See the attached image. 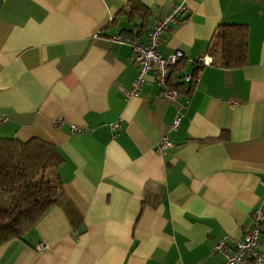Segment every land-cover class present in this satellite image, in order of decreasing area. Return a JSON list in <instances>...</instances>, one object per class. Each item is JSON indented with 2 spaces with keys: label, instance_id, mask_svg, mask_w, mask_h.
Segmentation results:
<instances>
[{
  "label": "crops",
  "instance_id": "crops-1",
  "mask_svg": "<svg viewBox=\"0 0 264 264\" xmlns=\"http://www.w3.org/2000/svg\"><path fill=\"white\" fill-rule=\"evenodd\" d=\"M127 1L0 0V137L55 145L62 188L28 233L0 243V264H218L214 244L231 246L264 211V0H138L144 13ZM179 3L158 51L183 52L170 71L188 91L165 99L149 73L125 99L137 65L113 37L144 43ZM221 22L246 25L239 68L207 55ZM164 135L172 145L157 153Z\"/></svg>",
  "mask_w": 264,
  "mask_h": 264
},
{
  "label": "trees",
  "instance_id": "trees-1",
  "mask_svg": "<svg viewBox=\"0 0 264 264\" xmlns=\"http://www.w3.org/2000/svg\"><path fill=\"white\" fill-rule=\"evenodd\" d=\"M123 9L144 13L147 7L138 0H128ZM246 29L239 23L221 22L216 26L206 49L212 65L239 68L245 63ZM168 84L179 94L188 91V84L172 78L171 71ZM60 161L56 146L41 138L23 141L0 137V195L9 199L8 203L0 201V243L22 238L57 201L62 188L53 169Z\"/></svg>",
  "mask_w": 264,
  "mask_h": 264
},
{
  "label": "built area",
  "instance_id": "built-area-1",
  "mask_svg": "<svg viewBox=\"0 0 264 264\" xmlns=\"http://www.w3.org/2000/svg\"><path fill=\"white\" fill-rule=\"evenodd\" d=\"M185 10L183 3L172 6L169 10L159 15L146 35V41L139 43L124 34L113 37L120 43H126L131 46L132 58L137 65V72L130 88L123 91L125 99L136 96L138 91L149 73L155 83L160 87L161 96L170 101L179 97V92L169 87L168 75L172 67L183 59L184 54L180 50H175L170 55H162L158 51V45L163 32L170 24H176ZM197 63L208 64L206 57H198ZM198 70L193 74H185V81H191L196 78ZM179 117L175 116L171 125V130L177 128ZM109 130L115 135L120 128V121L116 120L109 124ZM172 145L167 135L161 137L156 145L155 152L161 153L165 148ZM38 250L47 249L44 242H38ZM221 252L224 259L218 264H264V211L258 208L252 213V225L244 236L232 242L231 246L226 245L224 237L216 242L211 249L210 254ZM194 264H201L196 262Z\"/></svg>",
  "mask_w": 264,
  "mask_h": 264
},
{
  "label": "rangeland",
  "instance_id": "rangeland-1",
  "mask_svg": "<svg viewBox=\"0 0 264 264\" xmlns=\"http://www.w3.org/2000/svg\"><path fill=\"white\" fill-rule=\"evenodd\" d=\"M11 187L14 188L15 186L12 185Z\"/></svg>",
  "mask_w": 264,
  "mask_h": 264
}]
</instances>
